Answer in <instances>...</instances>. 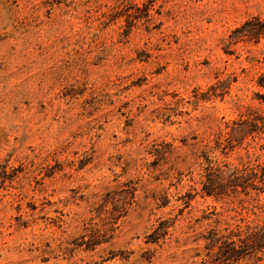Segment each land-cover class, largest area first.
I'll return each instance as SVG.
<instances>
[{
	"label": "rangeland",
	"instance_id": "obj_1",
	"mask_svg": "<svg viewBox=\"0 0 264 264\" xmlns=\"http://www.w3.org/2000/svg\"><path fill=\"white\" fill-rule=\"evenodd\" d=\"M263 75L264 0H0V264H264Z\"/></svg>",
	"mask_w": 264,
	"mask_h": 264
},
{
	"label": "trees",
	"instance_id": "obj_2",
	"mask_svg": "<svg viewBox=\"0 0 264 264\" xmlns=\"http://www.w3.org/2000/svg\"><path fill=\"white\" fill-rule=\"evenodd\" d=\"M260 84H264V75L260 77ZM205 175L207 182L203 184V191L212 194L217 189L232 187L254 188L257 192H264V165H256L255 168L243 166L242 168H226L214 166L207 169ZM212 171L215 172L213 177ZM242 234L233 236L223 235L217 245V250L225 259H236L248 252L259 251L264 247V224L261 226H246Z\"/></svg>",
	"mask_w": 264,
	"mask_h": 264
}]
</instances>
